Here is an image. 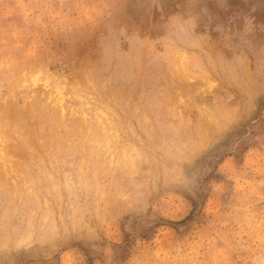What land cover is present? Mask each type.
Here are the masks:
<instances>
[{
    "label": "rangeland",
    "instance_id": "1",
    "mask_svg": "<svg viewBox=\"0 0 264 264\" xmlns=\"http://www.w3.org/2000/svg\"><path fill=\"white\" fill-rule=\"evenodd\" d=\"M0 264H264V0H0Z\"/></svg>",
    "mask_w": 264,
    "mask_h": 264
},
{
    "label": "bare ground",
    "instance_id": "2",
    "mask_svg": "<svg viewBox=\"0 0 264 264\" xmlns=\"http://www.w3.org/2000/svg\"><path fill=\"white\" fill-rule=\"evenodd\" d=\"M62 126V125H61ZM23 135V134H22Z\"/></svg>",
    "mask_w": 264,
    "mask_h": 264
}]
</instances>
